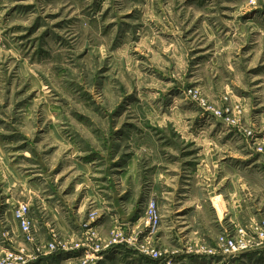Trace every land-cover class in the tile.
I'll use <instances>...</instances> for the list:
<instances>
[{"label": "rangeland", "instance_id": "rangeland-1", "mask_svg": "<svg viewBox=\"0 0 264 264\" xmlns=\"http://www.w3.org/2000/svg\"><path fill=\"white\" fill-rule=\"evenodd\" d=\"M0 264H264V0H0Z\"/></svg>", "mask_w": 264, "mask_h": 264}, {"label": "built area", "instance_id": "built-area-1", "mask_svg": "<svg viewBox=\"0 0 264 264\" xmlns=\"http://www.w3.org/2000/svg\"><path fill=\"white\" fill-rule=\"evenodd\" d=\"M29 213V209L25 204H21L17 207V209L15 210V217L18 221L21 222L22 227L27 231L28 230V222L26 220V215ZM152 217H154L152 215ZM12 257V256H11ZM10 260V258L8 259Z\"/></svg>", "mask_w": 264, "mask_h": 264}, {"label": "crops", "instance_id": "crops-1", "mask_svg": "<svg viewBox=\"0 0 264 264\" xmlns=\"http://www.w3.org/2000/svg\"><path fill=\"white\" fill-rule=\"evenodd\" d=\"M82 209H83V206L81 207V209L79 210V212L77 213V215H80ZM52 210H54V209L52 208ZM53 218H56V215L55 214H53Z\"/></svg>", "mask_w": 264, "mask_h": 264}]
</instances>
